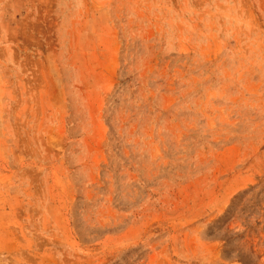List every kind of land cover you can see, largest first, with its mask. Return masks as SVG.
I'll use <instances>...</instances> for the list:
<instances>
[{
    "label": "rangeland",
    "instance_id": "rangeland-1",
    "mask_svg": "<svg viewBox=\"0 0 264 264\" xmlns=\"http://www.w3.org/2000/svg\"><path fill=\"white\" fill-rule=\"evenodd\" d=\"M0 264H264V0H0Z\"/></svg>",
    "mask_w": 264,
    "mask_h": 264
}]
</instances>
